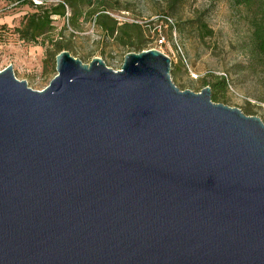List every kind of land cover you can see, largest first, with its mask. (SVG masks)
I'll list each match as a JSON object with an SVG mask.
<instances>
[{
  "label": "water",
  "instance_id": "1",
  "mask_svg": "<svg viewBox=\"0 0 264 264\" xmlns=\"http://www.w3.org/2000/svg\"><path fill=\"white\" fill-rule=\"evenodd\" d=\"M0 70V264H264V124L156 49Z\"/></svg>",
  "mask_w": 264,
  "mask_h": 264
},
{
  "label": "rangeland",
  "instance_id": "2",
  "mask_svg": "<svg viewBox=\"0 0 264 264\" xmlns=\"http://www.w3.org/2000/svg\"><path fill=\"white\" fill-rule=\"evenodd\" d=\"M59 0H46L55 4ZM108 14L118 25L136 24L142 30L143 50L156 49L171 62L170 78L180 90L198 93L215 77L227 78V89L218 92L216 103L237 108L247 116L258 117L264 124V68L252 67L249 53L251 25L255 6L236 5V0H113ZM32 9L0 0V70L7 65L13 76L32 90L43 89L54 76V54L50 46L38 39L21 41L14 33L20 19ZM52 19L51 40H59L62 50L87 64L98 57L112 70L121 67L127 53L109 39L84 15L72 27L66 18ZM199 20L207 30L196 26ZM134 30H129L134 38ZM166 37V45L157 46L156 36ZM138 34V33H137Z\"/></svg>",
  "mask_w": 264,
  "mask_h": 264
},
{
  "label": "trees",
  "instance_id": "3",
  "mask_svg": "<svg viewBox=\"0 0 264 264\" xmlns=\"http://www.w3.org/2000/svg\"><path fill=\"white\" fill-rule=\"evenodd\" d=\"M14 6H27L32 9V13L24 15L14 33L17 37L27 43H34L38 39L48 43L50 46L49 55H56L62 50V44L59 40H51L49 35L53 30L52 19L57 16L65 18L67 10L70 13L66 18L72 27H77V20L87 14L93 20V24L101 30L109 39L115 40L123 48L134 49L135 52H141L144 44L142 42V30L136 24L118 25L116 19L108 14V8L112 7L113 0H59L55 4H45L46 0H38L34 4L32 0H1ZM236 5L243 7L255 6V16L251 20L250 48L251 66H261L264 68V0H236ZM202 30L208 31L205 24L199 20L194 22ZM136 29L134 38L130 36L129 30ZM211 100L217 102L218 92H224L227 89V78L224 76L215 77L210 84ZM248 114V113H245Z\"/></svg>",
  "mask_w": 264,
  "mask_h": 264
},
{
  "label": "built area",
  "instance_id": "4",
  "mask_svg": "<svg viewBox=\"0 0 264 264\" xmlns=\"http://www.w3.org/2000/svg\"><path fill=\"white\" fill-rule=\"evenodd\" d=\"M32 2L34 4H38L39 1L38 0H32ZM155 43L157 46L161 47V46H164L166 45V37L164 35H162L161 33H159L156 38H155Z\"/></svg>",
  "mask_w": 264,
  "mask_h": 264
}]
</instances>
